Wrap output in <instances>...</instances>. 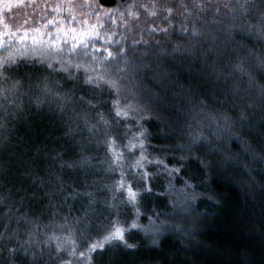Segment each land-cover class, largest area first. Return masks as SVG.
Segmentation results:
<instances>
[{
    "label": "snow or ice",
    "instance_id": "snow-or-ice-1",
    "mask_svg": "<svg viewBox=\"0 0 264 264\" xmlns=\"http://www.w3.org/2000/svg\"><path fill=\"white\" fill-rule=\"evenodd\" d=\"M158 7L163 6L155 2L151 6L139 4L136 0L131 3L115 0L112 6H105L101 0H0V132L20 119L24 112L23 96L30 95L35 72L42 73L35 80L40 95L32 99L36 112L24 115L33 139H38L41 133H46L45 139L50 135L39 124L31 126V117L42 116L46 106L48 113L55 111L68 117L63 124L67 129L65 137L73 138L84 131L89 134L70 145L75 150V160L63 161L62 155L69 148L56 154L61 159V174L55 177L51 190L45 188L41 179L40 195L28 193L27 189L20 193L21 205L27 197L31 204L46 200V208L50 209L47 223H41L44 212L38 216H16L17 225L23 220L31 226L25 232L26 239L20 238L19 227H11L12 205L5 206V198L0 197V206H5L0 220L7 217L0 231V242L16 240L14 246L7 247L10 264H16L18 254L30 257V264H40L45 247L49 261L55 259L58 264H97V258L109 249L135 251L139 244L131 243L130 236L141 228L139 221L146 215L141 209L150 197L164 195L153 187L158 177L166 174L175 180L193 165L205 169L209 165L204 157L225 151L227 155L217 163L218 167H225L234 159L231 149L220 147L202 157L197 150L213 143L206 131L214 132L216 140L234 141L241 151L253 150L247 139L232 132L238 123L254 132L257 142L264 146V115L257 121L250 119L257 109L264 113V0L243 3L237 0L234 5H225L235 13H229L230 30L226 37L237 53L226 80L234 82L229 92L240 97L239 103L219 118L205 111L203 101L199 102L200 107L190 105L191 123L182 124L180 129L188 143L166 150L164 158L149 150L156 134L148 125L163 119L164 109L183 112L170 106L167 99L172 77H179L177 69L188 76L197 74L193 65L206 62L212 51L211 47L202 51L204 41L209 38L203 36L195 22L191 26L173 25L172 7H166L169 15L162 17L168 27L149 24L147 17H157ZM181 7L186 9V5ZM139 9L146 10L143 22ZM26 10L32 14L20 22L17 14ZM133 29L141 34L146 31L149 39L141 35L139 40L132 39L129 43L125 33ZM174 32L186 36L188 45L172 40ZM156 34H162L165 41L156 40ZM247 41L260 45L259 50L250 47ZM141 44L146 49L139 57L129 59ZM147 58L153 62L145 63ZM25 80L29 88L22 91ZM230 112L239 115L233 117ZM85 141L103 149L100 160L85 151ZM176 151L188 155L173 157L169 162L168 157ZM256 155L264 170V156ZM150 168L155 171H149ZM243 168L249 171L246 165ZM65 169L76 178L66 181ZM100 172L102 176L98 175ZM195 179V174L184 178L185 186L192 188V200L202 195L196 190ZM36 181L33 177L31 183ZM104 192L108 195L102 196ZM65 206L66 211L60 213ZM163 229L162 223L152 233V245L158 244ZM3 251L0 248V253Z\"/></svg>",
    "mask_w": 264,
    "mask_h": 264
},
{
    "label": "trees",
    "instance_id": "trees-1",
    "mask_svg": "<svg viewBox=\"0 0 264 264\" xmlns=\"http://www.w3.org/2000/svg\"><path fill=\"white\" fill-rule=\"evenodd\" d=\"M142 1L136 0L137 3L144 4ZM159 1L154 0L157 3ZM161 1L163 6L168 5L174 9L173 25L179 26L184 23L191 26L195 22L203 36L209 38L204 41L202 51H207L210 47L212 49L206 62L193 65L198 70L197 74L188 76L177 69L180 73L179 77H172L173 83L167 93V99L170 106L174 105L176 109H183V112L164 109L162 110L163 119L155 120L148 125L149 130L156 134L149 150L164 158L166 150L188 143L187 137L180 129L182 124L191 123L188 119L190 105L200 107L199 102L203 101L202 106L205 111L219 118L223 112L230 110L233 104H238L240 97L230 94L229 89L234 82L230 79L226 80V76L232 71L230 65L236 62L237 53L234 50L235 46L226 37L227 31L230 30L229 13H235L232 8H226L225 5H234L237 0ZM101 2L105 6H112L115 0H101ZM121 2L131 3L132 0H121ZM239 2L243 3L244 0ZM197 4L203 7H195ZM181 5H186V9ZM168 15V13L157 15L148 23L167 27V21L162 17ZM143 21L142 19L141 22ZM125 34L129 37V43L132 39L139 40L141 35L149 39L146 31L141 34L133 29ZM203 36L200 39L203 40ZM155 39L165 41L162 34H156ZM171 39L185 46L188 45L186 36L179 33L174 32ZM247 43L257 50L260 48V45L253 44L252 41ZM145 49L146 46L141 44L133 54H130L129 59L134 56L139 57L140 52ZM144 62L152 63L153 61L147 58ZM39 75L42 73H33L35 78ZM244 86L241 85V87ZM28 88L29 86L24 82L22 91ZM32 91L33 88L30 95L23 96L24 112L21 113L20 119L14 126L10 124L7 130L0 132V197L5 198V206L12 205L14 214L11 227H19L21 239H25V232L31 226L25 224L23 220L17 225L16 216L20 214L38 216L44 212L41 223H47L50 209L46 208V200L40 204H31L27 197L21 205L20 193L27 189L28 193L36 192L40 195L41 179L45 181V188L51 190L55 185V177L61 174V159L56 158V154L63 148H69V151L62 155V159L68 162L75 160V150L70 145L75 144L81 137H89L87 131L73 138L65 137L63 133L67 129L63 124L68 117L61 116L55 111L48 113L46 106L42 116L31 117V126L35 128L39 124L45 127L50 135L45 139L46 133H41L38 139H33L29 123L24 120L26 113L36 112L32 99L39 94L36 95ZM245 99L254 103L247 96ZM52 107L55 108V105ZM230 114L233 117L239 115L238 112H230ZM261 115L264 113L257 109L256 115L250 119L257 121ZM232 132L247 139L253 150L241 151L234 141L216 140L214 132L206 131L205 134L212 138L213 143L202 146L197 150L199 154L204 157L206 152H215L220 147L225 150L231 149L234 159L229 160L225 167H218L217 163L222 162L227 155L225 151L223 154L204 157L209 165L205 169L201 170L193 165L175 180H171L166 174L158 177L153 187L164 195L150 197L145 202V207L141 211L146 215L139 221L141 228L139 231H133L130 236V242L138 243L139 247L135 251L109 249L107 253L97 258V264H264V170H262L259 156L256 155L259 153L260 156H264V146L257 142L256 134L250 133L247 126L242 127L237 123L232 128ZM5 137L7 139H4ZM84 148L96 160L103 157V149H97L94 142L89 145L85 141ZM37 149H39L38 152ZM237 152L240 153L238 156ZM181 155H188V153L173 152L168 160L172 162L173 157L178 159ZM244 165L249 171H244ZM64 171L63 178L66 181L76 178L68 174L67 169ZM149 171H155V169L150 168ZM193 174L196 177L194 181L196 190L202 193L195 200L190 199L192 188L185 186L184 183V178ZM98 175L102 176L103 172ZM33 177L37 178L36 184L31 183ZM101 195L108 194L104 192ZM180 195L186 197L184 207L176 203ZM18 205L19 211H16ZM5 206H0V217L4 216ZM65 211L66 206L60 209V213ZM149 217L153 218L152 221ZM6 220L7 217L0 220V231H3V223ZM162 222L168 227H164L158 244L152 245L150 242L153 237H149L148 229L143 230L142 227H146L148 223L157 226ZM15 244V238L11 243L0 242V248L4 249L0 253V264H10L7 247ZM53 250L54 248L51 255L54 257ZM44 251L45 255L39 258L40 264H58L55 259L49 261L50 254L47 248ZM63 258L67 259L66 256ZM16 264H30V257L18 254Z\"/></svg>",
    "mask_w": 264,
    "mask_h": 264
},
{
    "label": "rangeland",
    "instance_id": "rangeland-1",
    "mask_svg": "<svg viewBox=\"0 0 264 264\" xmlns=\"http://www.w3.org/2000/svg\"><path fill=\"white\" fill-rule=\"evenodd\" d=\"M144 4H146V5H149V6H151L152 5V3L154 2V0H143L142 1ZM158 6H161L162 5V1L160 0L158 3L157 2H155ZM166 3H167V1H166ZM163 6V5H162ZM166 7H168V5L167 6H163V7H158L157 8V15H163V14H167V12L164 10ZM141 18H140V21H142V19L144 20L145 19V15H146V10L145 9H142L141 11ZM32 13L30 12V10H26V12L25 13H18L17 15L20 17V22H22L23 21V19L24 18H26V16L27 15H31ZM147 19H148V21H152L153 20V18L151 17V16H148L147 17ZM167 27H168V22H167V25H166ZM37 78H35L34 77V79H33V81L31 82L32 83V88H33V91H32V93H34V94H36V95H40V91H39V89L38 88H36L35 87V80H36ZM25 83L29 86V82L27 81V80H25ZM185 196L184 195H180V197H179V199L178 200H176V203L177 204H179L181 207H184V204H186V200H185ZM180 207V208H181ZM163 223V222H162ZM162 223H160L159 225H157V226H154V225H152L151 223H148V225H146V227H142V229L143 230H145V229H148V231H147V234H148V236L149 237H153L152 236V233L162 224ZM163 225H164V227H168V225L167 224H164L163 223ZM43 231H51V229H44ZM25 239H26V235H25ZM41 239H43V237L41 236ZM54 248V247H53ZM45 249H46V247H45ZM53 252H54V254H55V248H54V250H53Z\"/></svg>",
    "mask_w": 264,
    "mask_h": 264
}]
</instances>
